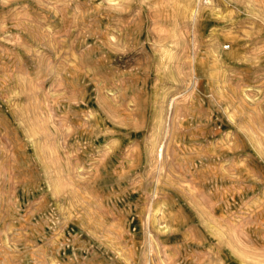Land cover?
Wrapping results in <instances>:
<instances>
[{"label": "rangeland", "instance_id": "obj_1", "mask_svg": "<svg viewBox=\"0 0 264 264\" xmlns=\"http://www.w3.org/2000/svg\"><path fill=\"white\" fill-rule=\"evenodd\" d=\"M0 264H264V0H0Z\"/></svg>", "mask_w": 264, "mask_h": 264}, {"label": "bare ground", "instance_id": "obj_2", "mask_svg": "<svg viewBox=\"0 0 264 264\" xmlns=\"http://www.w3.org/2000/svg\"><path fill=\"white\" fill-rule=\"evenodd\" d=\"M210 1V0H209ZM197 6V5H196ZM208 7V10L204 13V16L207 17H211L212 15H217V12L213 9L212 5L210 4ZM197 8L195 7V12ZM200 9V8H199ZM194 12V13H195ZM215 46L213 44L210 45V47L207 49V51H205L207 56H212L213 58V62L212 64H215L219 61L220 55L217 54L215 48ZM204 55L206 58L207 56ZM234 55V54H233ZM196 58L194 57V60ZM216 67V66H215ZM221 67V66H220ZM216 70H214L213 66H209V64H207V61L205 60L202 63H199L198 67L195 69V77L199 78V77H203L206 76V74H208L210 76V79L212 82H215L216 88L218 89V92H220L222 95L226 94L227 89L229 88V90L233 93L237 92V90L235 89L236 87L233 86L232 84H230L226 79H220L215 73ZM220 71V70H219ZM222 73V72H221ZM222 78V77H221ZM162 153V151H161ZM163 230V229H162ZM165 230V229H164Z\"/></svg>", "mask_w": 264, "mask_h": 264}]
</instances>
